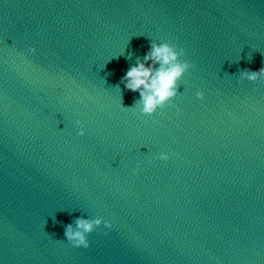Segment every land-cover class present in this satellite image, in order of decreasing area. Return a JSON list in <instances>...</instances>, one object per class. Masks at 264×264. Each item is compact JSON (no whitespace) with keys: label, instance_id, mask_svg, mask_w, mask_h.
Here are the masks:
<instances>
[{"label":"water","instance_id":"obj_1","mask_svg":"<svg viewBox=\"0 0 264 264\" xmlns=\"http://www.w3.org/2000/svg\"><path fill=\"white\" fill-rule=\"evenodd\" d=\"M153 42L194 68L147 116ZM261 67L264 0H0V264H264Z\"/></svg>","mask_w":264,"mask_h":264},{"label":"clouds","instance_id":"obj_2","mask_svg":"<svg viewBox=\"0 0 264 264\" xmlns=\"http://www.w3.org/2000/svg\"><path fill=\"white\" fill-rule=\"evenodd\" d=\"M35 53L36 49L28 50ZM186 55L184 49L177 45L164 42H153L150 51L145 55L144 61L132 66L122 78L121 83L131 92H139L140 100L137 102L138 107L143 115L151 116L158 110L167 107L181 93L179 92L181 80L194 68V65L187 60L182 59ZM151 61L149 65L147 62ZM159 65V67H156ZM264 78V67L258 71L245 69L241 72V80L256 82ZM197 98L203 100L205 93L197 92ZM80 127L78 135L85 136L86 131L82 121H77ZM160 159L167 160L169 156L162 153ZM76 227L72 224L66 226V240L76 248H88L91 246L88 239L89 235L103 225L111 229L113 227L110 221L102 218L84 219L80 218L75 221Z\"/></svg>","mask_w":264,"mask_h":264}]
</instances>
